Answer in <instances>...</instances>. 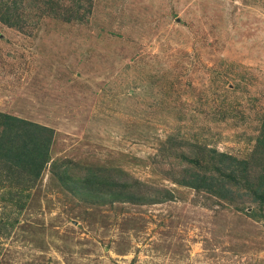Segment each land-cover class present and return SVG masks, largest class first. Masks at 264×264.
Wrapping results in <instances>:
<instances>
[{
  "label": "rangeland",
  "instance_id": "rangeland-1",
  "mask_svg": "<svg viewBox=\"0 0 264 264\" xmlns=\"http://www.w3.org/2000/svg\"><path fill=\"white\" fill-rule=\"evenodd\" d=\"M5 116L52 145L40 177L0 157V264H264V202L246 195L264 170V0H0V148L20 153Z\"/></svg>",
  "mask_w": 264,
  "mask_h": 264
},
{
  "label": "trees",
  "instance_id": "trees-1",
  "mask_svg": "<svg viewBox=\"0 0 264 264\" xmlns=\"http://www.w3.org/2000/svg\"><path fill=\"white\" fill-rule=\"evenodd\" d=\"M80 4L83 2L91 3L93 0H76ZM75 2V1H74ZM6 122V135L10 137V141L14 142L15 138L22 139V146L21 152L15 150L14 147L10 148L9 150L5 149L7 143L2 142L0 148V157L4 160L14 163L15 165L19 166L22 164L30 165L31 170L34 172L36 177H40L43 169L45 168L46 164L49 160V153L52 145V139L49 136L51 130L45 128L39 124H35L29 122L27 120H22L13 116H5ZM19 131V132H18ZM21 131V132H20ZM262 137L258 141V145L264 148V123L262 128ZM6 152V153H5ZM5 153V154H4ZM20 155L21 157H18ZM221 162L225 163L228 162L227 166H224V169L229 170L234 163H237L239 166L238 168L243 173V177L247 179L248 169L250 162L241 161L239 162L237 159L222 154L220 156ZM244 171V172H243ZM232 173H235L233 171ZM234 176V174H232ZM90 177V178H89ZM86 179V187L88 186H98L100 184H106L107 180L101 182L98 180V176L95 174L90 175ZM248 182V180L246 181ZM182 184L186 187L195 189V190H205L214 196L221 198L222 200H231L233 199V195L235 193L232 188H230L229 184L225 181L216 180L214 177L202 176L199 173H191L190 177L186 180L182 181ZM249 193L246 194L248 197H253V202H264V170L262 176H260V181L255 188H252L249 185ZM160 195L159 198H153L151 201H169L172 200L173 195L171 192L164 190V191H157ZM244 197V195H241ZM246 197V196H245ZM132 201H142L137 200L136 196H131L130 198Z\"/></svg>",
  "mask_w": 264,
  "mask_h": 264
}]
</instances>
